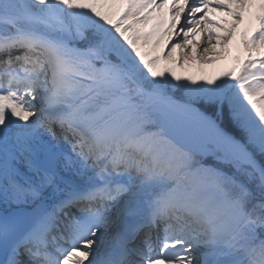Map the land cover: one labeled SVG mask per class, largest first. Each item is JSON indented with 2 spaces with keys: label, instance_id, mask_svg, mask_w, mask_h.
Instances as JSON below:
<instances>
[{
  "label": "snow or ice",
  "instance_id": "1",
  "mask_svg": "<svg viewBox=\"0 0 264 264\" xmlns=\"http://www.w3.org/2000/svg\"><path fill=\"white\" fill-rule=\"evenodd\" d=\"M0 264H264V0H0Z\"/></svg>",
  "mask_w": 264,
  "mask_h": 264
},
{
  "label": "rangeland",
  "instance_id": "2",
  "mask_svg": "<svg viewBox=\"0 0 264 264\" xmlns=\"http://www.w3.org/2000/svg\"><path fill=\"white\" fill-rule=\"evenodd\" d=\"M233 5H234L233 8L238 7L235 4ZM255 10L256 7L253 6V11ZM207 15L210 20L215 21L217 24H222L225 28H229L233 26L234 18L230 17L227 11H222L220 9L213 7L207 10ZM152 23L155 22L153 21ZM201 26L204 25L201 24L200 27ZM151 27L152 24L150 23L148 26V30H150ZM208 27H213V26L209 25ZM246 27H247V15L245 16V22L238 25L236 28L235 39L232 42L233 43L232 51L227 57L217 58L215 56L209 55L202 60L201 59V56L203 55V53L201 52V49L203 48V46L201 47L202 41L197 39L195 36L192 37L193 43L196 46L195 59L191 60L188 64L182 63V57H186V56L190 57L193 55V53L190 50L191 46L186 45L183 42L181 43V49L177 50L174 59H169L166 56H164V53L168 51V49L172 44V40L169 39L168 36H165L160 41L158 47L155 45V38H154L152 44L142 45V51L151 53L152 55H161L163 58L161 59L160 66L163 65V63H165V66L174 68L177 75L181 77L193 76L195 77L197 82H200L201 79L204 77L217 78L222 73L230 70L233 66H235L234 57L239 55L243 50V45L241 43L242 40L241 34L246 29ZM213 31L214 33H219L221 36L228 35L221 28L213 27Z\"/></svg>",
  "mask_w": 264,
  "mask_h": 264
},
{
  "label": "bare ground",
  "instance_id": "3",
  "mask_svg": "<svg viewBox=\"0 0 264 264\" xmlns=\"http://www.w3.org/2000/svg\"><path fill=\"white\" fill-rule=\"evenodd\" d=\"M183 15H184V14H182V20H181L180 23H178V26L176 27V30L179 29L180 24L183 22ZM203 27H204V26H203ZM203 27H201V28H203ZM195 37H196L197 39H199L200 41H202V45H201V47H202V46H203V47L206 46V45L203 43V42L207 39V34H206L205 32H200L198 35H195ZM171 40H172V43L175 42V40H176L175 33H173V35H172V37H171ZM213 60H214V59H213Z\"/></svg>",
  "mask_w": 264,
  "mask_h": 264
},
{
  "label": "trees",
  "instance_id": "4",
  "mask_svg": "<svg viewBox=\"0 0 264 264\" xmlns=\"http://www.w3.org/2000/svg\"><path fill=\"white\" fill-rule=\"evenodd\" d=\"M165 67V66H162V68ZM183 78V77H182Z\"/></svg>",
  "mask_w": 264,
  "mask_h": 264
}]
</instances>
